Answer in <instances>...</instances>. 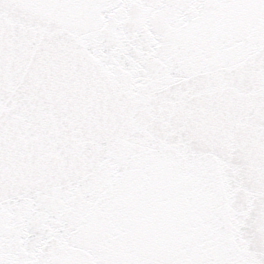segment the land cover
Wrapping results in <instances>:
<instances>
[{"label":"snow or ice","instance_id":"obj_1","mask_svg":"<svg viewBox=\"0 0 264 264\" xmlns=\"http://www.w3.org/2000/svg\"><path fill=\"white\" fill-rule=\"evenodd\" d=\"M0 264H264V0H0Z\"/></svg>","mask_w":264,"mask_h":264}]
</instances>
